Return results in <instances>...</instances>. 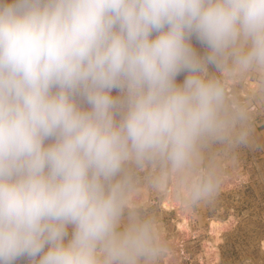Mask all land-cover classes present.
<instances>
[{
    "label": "clouds",
    "instance_id": "9594fccd",
    "mask_svg": "<svg viewBox=\"0 0 264 264\" xmlns=\"http://www.w3.org/2000/svg\"><path fill=\"white\" fill-rule=\"evenodd\" d=\"M254 102L264 0H0V264H160L140 188L215 201Z\"/></svg>",
    "mask_w": 264,
    "mask_h": 264
},
{
    "label": "rangeland",
    "instance_id": "374dc122",
    "mask_svg": "<svg viewBox=\"0 0 264 264\" xmlns=\"http://www.w3.org/2000/svg\"><path fill=\"white\" fill-rule=\"evenodd\" d=\"M193 44L203 52L195 40ZM182 79L178 77V81ZM255 86L256 80L249 78L235 85L234 90L246 99ZM251 111L261 146L222 157L219 196L209 204L188 209L187 226L178 223L184 214L182 208L165 202L167 192L148 188L146 201L137 204L140 210L156 217L168 246L160 264H264V105L254 102ZM215 230L220 236L217 241L213 239Z\"/></svg>",
    "mask_w": 264,
    "mask_h": 264
},
{
    "label": "bare ground",
    "instance_id": "6f19581e",
    "mask_svg": "<svg viewBox=\"0 0 264 264\" xmlns=\"http://www.w3.org/2000/svg\"><path fill=\"white\" fill-rule=\"evenodd\" d=\"M114 95H115V93H113ZM149 190H148V187H146V186H142L141 188H140V191L138 192V194H137V197H136V203L137 204H141V203H144L145 201H146V199L148 198V192ZM165 202L168 204V205H172V204H175V205H177V207H179V208H182L181 210L184 212V214L182 215V217H181V221L180 222H178V223H180V225H181V227H183V226H187L188 224H187V219L185 218V212H187L188 211V209L187 208H184V207H182L174 198H173V196L171 195V193L170 192H167L166 193V195H165ZM174 206V205H173ZM172 207V206H171ZM179 225V226H180ZM213 226V225H212ZM219 226H221V225H219ZM214 227V226H213ZM215 227H216V224H215ZM222 227V226H221ZM217 228V230L219 231V228L218 227H216ZM215 229V228H214ZM213 232V231H212ZM215 232V234H213L214 236H213V239H214V241H217V240H219V238H220V236H219V232L217 233V231L215 230L214 231ZM209 244H213V242H210Z\"/></svg>",
    "mask_w": 264,
    "mask_h": 264
}]
</instances>
